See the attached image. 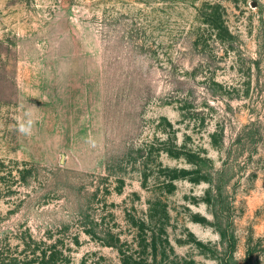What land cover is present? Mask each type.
<instances>
[{
	"label": "rangeland",
	"instance_id": "1",
	"mask_svg": "<svg viewBox=\"0 0 264 264\" xmlns=\"http://www.w3.org/2000/svg\"><path fill=\"white\" fill-rule=\"evenodd\" d=\"M0 252L264 264V0H0Z\"/></svg>",
	"mask_w": 264,
	"mask_h": 264
},
{
	"label": "trees",
	"instance_id": "2",
	"mask_svg": "<svg viewBox=\"0 0 264 264\" xmlns=\"http://www.w3.org/2000/svg\"><path fill=\"white\" fill-rule=\"evenodd\" d=\"M21 238H22V240H24V237L23 236H21ZM2 254H1V252H0V264H2V262H1V260H2Z\"/></svg>",
	"mask_w": 264,
	"mask_h": 264
}]
</instances>
